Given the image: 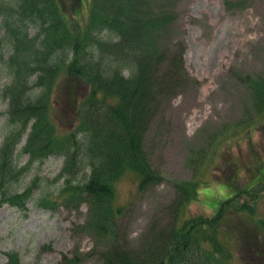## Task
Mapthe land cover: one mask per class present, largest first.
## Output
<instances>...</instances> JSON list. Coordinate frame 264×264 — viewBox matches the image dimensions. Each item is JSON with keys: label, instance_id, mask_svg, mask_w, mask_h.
<instances>
[{"label": "trees", "instance_id": "trees-1", "mask_svg": "<svg viewBox=\"0 0 264 264\" xmlns=\"http://www.w3.org/2000/svg\"><path fill=\"white\" fill-rule=\"evenodd\" d=\"M173 20L169 12L155 13L150 0H0V72L8 78L0 100L8 105L9 128L0 145V208L26 212L31 202L54 211L85 203L82 230L111 240L101 264H264V215L257 211L263 164L257 183L234 190L210 216L188 213L202 182H176L168 222L153 223L134 249L118 241L120 182L128 178L143 192L165 181L151 167L143 138L154 100L185 74L183 49L169 53L160 45ZM245 82L263 115L264 76ZM23 155L29 160L19 167L16 157ZM51 156L63 158L58 190L34 196L32 179L19 191L31 165ZM227 185L236 188L233 180ZM6 255L7 264H19L16 253ZM81 262L75 250L59 264Z\"/></svg>", "mask_w": 264, "mask_h": 264}, {"label": "rangeland", "instance_id": "rangeland-1", "mask_svg": "<svg viewBox=\"0 0 264 264\" xmlns=\"http://www.w3.org/2000/svg\"><path fill=\"white\" fill-rule=\"evenodd\" d=\"M150 3L155 13L174 16L166 32L160 34V45L169 53L183 49L185 74L177 87L164 89L154 100V116L143 138L151 167L165 181L143 192L128 178L118 186L123 206L117 222L118 241L130 249L139 245L153 223L164 226L168 222L166 208L177 195L176 182L200 180L198 201L189 206L188 213L210 216L234 190L257 183L254 173L264 165V114L257 113L245 82L247 77L264 76V0ZM34 31L30 30L31 35ZM166 70L164 62L160 73ZM7 82L5 73L0 72V86ZM7 108V102L0 100V145L9 129ZM232 130L235 135L225 137ZM28 160V155L16 157L19 167ZM62 166L63 158L58 156L34 162L17 189L22 191L37 179L34 196L56 192L62 181L55 179ZM231 180L236 183L233 190L227 185ZM257 211L264 215V196ZM87 213L85 203L54 211L31 202L26 212L2 206L0 264H7L9 252L17 254L19 264H59L62 255L75 250L82 255L81 264H101L100 251L111 240L99 241L82 230Z\"/></svg>", "mask_w": 264, "mask_h": 264}]
</instances>
